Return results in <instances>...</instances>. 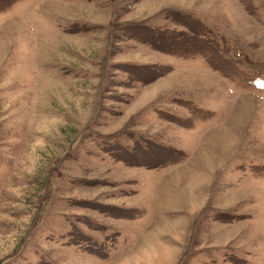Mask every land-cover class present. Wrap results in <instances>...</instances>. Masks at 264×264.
<instances>
[{
  "label": "rangeland",
  "instance_id": "374dc122",
  "mask_svg": "<svg viewBox=\"0 0 264 264\" xmlns=\"http://www.w3.org/2000/svg\"><path fill=\"white\" fill-rule=\"evenodd\" d=\"M0 264H264V0H0Z\"/></svg>",
  "mask_w": 264,
  "mask_h": 264
}]
</instances>
